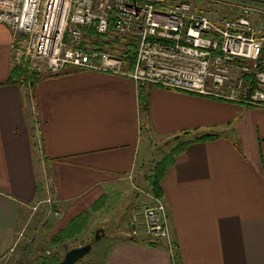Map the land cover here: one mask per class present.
<instances>
[{"label": "crops", "instance_id": "0c3cea01", "mask_svg": "<svg viewBox=\"0 0 264 264\" xmlns=\"http://www.w3.org/2000/svg\"><path fill=\"white\" fill-rule=\"evenodd\" d=\"M190 1L204 13L222 4ZM14 38L0 23V260L16 248L27 214L49 220L52 238L97 204L133 205L131 185L135 205L164 204L170 238H150L142 214L140 234L130 219L102 264H264V107L88 69L32 85L13 73ZM213 130L221 135L195 139ZM180 135L189 143L158 197L150 158Z\"/></svg>", "mask_w": 264, "mask_h": 264}, {"label": "built area", "instance_id": "2783aa9c", "mask_svg": "<svg viewBox=\"0 0 264 264\" xmlns=\"http://www.w3.org/2000/svg\"><path fill=\"white\" fill-rule=\"evenodd\" d=\"M239 7L228 17L199 12L190 0H0V23L14 31L13 64L26 72L75 67L264 107V18ZM116 39L125 51L136 45L132 68L125 51H111ZM143 212L150 238H170L161 201ZM131 221L139 235L141 223Z\"/></svg>", "mask_w": 264, "mask_h": 264}, {"label": "rangeland", "instance_id": "374dc122", "mask_svg": "<svg viewBox=\"0 0 264 264\" xmlns=\"http://www.w3.org/2000/svg\"><path fill=\"white\" fill-rule=\"evenodd\" d=\"M217 1H221L222 4L219 3L220 5L216 8L213 5V8L215 9L212 10V12H207L208 14H211L212 16L228 17L238 15L240 7H238V10L234 15H229L228 11L231 10L230 0ZM237 3L238 6L243 3L250 4L253 8L255 7L256 9L264 6V0H239ZM203 4H206V2H203ZM206 10L209 11L208 8ZM259 14L264 18V12H259ZM125 49L126 47L124 46V44L120 42L119 44H116L115 49L111 51L116 54H123ZM127 65H129L128 62ZM129 68H132V65H129ZM19 69H21L24 75L27 76V79L30 78L31 82L34 78V75L36 74H53L50 72H38L37 70L26 72V70H24L22 67H19ZM72 69L77 70V68L75 67ZM237 72L235 70L233 73L237 74ZM236 83H238V80H236L234 84ZM212 133L221 135L219 132H215L214 130ZM184 138H186L184 135H180L171 136L163 140L161 144H170V146L168 148L166 146H159L157 148L156 146L157 149L154 151V155L152 156V158H150L148 167H150V169L152 167L155 168L156 164L160 161V159L163 158L158 154L159 151L165 150L164 155H171L173 151L172 148H174L172 146L174 144H177V142H180V146L182 141H184ZM179 146H176L174 150ZM161 153L162 152H160V154ZM133 189L134 188L130 185V192L132 193V200L134 201L133 205L127 206L125 205V203H122L112 208L102 207L97 204V210L91 211V216L87 221L85 228L80 233H77L73 237L58 241L56 243L53 242V239L56 237V235H52V238L50 236L52 234L49 231L51 230V222L49 224V220L44 219L46 222L44 223L41 214H37L38 216H35L36 214L34 216H32L31 214H27L24 220L20 222L22 234H20L18 237V244L16 245V248L12 252H10V254L2 258L0 260V264H44V262L49 259H57L58 261H60L68 249L87 244L88 242H92L94 240L96 231L99 228H103L104 234L100 232V234L103 235L102 238L94 243L92 250L88 254H86L81 260L75 263L102 264L108 250V244L111 242V238L112 240L114 238L116 239L120 234H123L124 230H130V219H139L143 214L142 211H144V206L140 203L135 205L136 193H134L135 189ZM139 194L142 195L144 193L139 191ZM139 198L141 200V196H139ZM138 202L140 201L137 200L136 203ZM102 205H104V203ZM49 236L51 239L49 238Z\"/></svg>", "mask_w": 264, "mask_h": 264}, {"label": "trees", "instance_id": "16d2710c", "mask_svg": "<svg viewBox=\"0 0 264 264\" xmlns=\"http://www.w3.org/2000/svg\"><path fill=\"white\" fill-rule=\"evenodd\" d=\"M120 42L121 41L119 39L115 40V43L117 44H119ZM135 49H136V45L133 42H130L128 44L127 50L124 52V58L129 63L130 66L134 64V60L136 56ZM13 73L16 76L19 75L23 79L24 73L21 71V69H19L18 66L14 67ZM57 74L58 73L52 74V75L51 74L42 75L40 73L36 74L34 75V77H38V78L32 80L31 83L32 85H34L36 82H38L39 80L43 78L50 77V76L57 75ZM188 134L189 133L187 132L184 135H188ZM218 136L219 134L211 132V134H204V135H201L200 137H196L195 139L212 140V139L217 138ZM188 143H189V140L182 141L180 146L177 149H175L171 155L165 156V158H163L156 164L152 174H150L147 177V181L151 185L156 196L158 197L163 196V188L161 186L162 179L166 171L168 170V168L171 167L172 164L174 163L175 156L180 154ZM94 210H97V207L94 208ZM90 216H91V213L87 211L75 217L74 219H72L65 227L58 230V232L55 234L56 237L53 239V242L56 243L58 241H62L67 238L73 237L77 233H80L85 228V225L87 221L89 220ZM58 262L59 261L57 259H49L46 262H44V264H56Z\"/></svg>", "mask_w": 264, "mask_h": 264}, {"label": "water", "instance_id": "95a60500", "mask_svg": "<svg viewBox=\"0 0 264 264\" xmlns=\"http://www.w3.org/2000/svg\"><path fill=\"white\" fill-rule=\"evenodd\" d=\"M100 232L104 234V229L99 228L96 231L94 240L92 242H88L87 244L68 249L63 258L56 264H75L76 262L81 260L92 250L93 244L102 238L103 235L100 234Z\"/></svg>", "mask_w": 264, "mask_h": 264}]
</instances>
